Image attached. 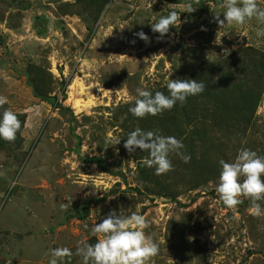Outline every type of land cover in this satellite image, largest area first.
Masks as SVG:
<instances>
[{"label": "rangeland", "instance_id": "rangeland-1", "mask_svg": "<svg viewBox=\"0 0 264 264\" xmlns=\"http://www.w3.org/2000/svg\"><path fill=\"white\" fill-rule=\"evenodd\" d=\"M183 2L0 0V112L21 123L15 141L0 140V264H48L52 248L93 244L111 211L145 217L159 248L148 264H264V216L215 191L221 159L264 156V37L255 20L220 29L221 0H194L191 14ZM169 11L180 21L161 38L151 23ZM177 78L204 91L157 116L129 112L137 88L167 95ZM137 127L182 141L190 161L173 154L172 171L155 175L146 152L123 146Z\"/></svg>", "mask_w": 264, "mask_h": 264}, {"label": "clouds", "instance_id": "clouds-1", "mask_svg": "<svg viewBox=\"0 0 264 264\" xmlns=\"http://www.w3.org/2000/svg\"><path fill=\"white\" fill-rule=\"evenodd\" d=\"M194 0H184L183 13H193ZM221 15L214 14V19L220 29L225 26L245 25L255 20L257 28L255 36L264 37V8L257 0H221ZM180 21V14L169 11L151 23V31L164 37L171 27ZM139 39L147 42L149 37L144 32L136 34ZM167 95L157 91L154 94L143 88L135 90L134 106L129 112L138 119L147 116H157L171 110L178 103L183 105L188 97L199 95L204 91L203 82L194 79H169L167 82ZM7 103L6 98L0 97V105ZM21 128L16 113L11 109L0 112V140L13 142ZM124 148L129 154L137 150L146 152L147 156L140 162L142 166L154 169L157 176L172 171L171 155L188 163L190 156L182 151L184 144L174 136H166L154 131H144L137 127L128 133L124 139ZM220 172L215 191L219 200L229 209H234L244 199L249 201L247 211L254 217L264 216V156L247 148L238 151L235 159L226 162L219 161ZM69 203L71 200L69 198ZM68 204H61V210H66ZM148 223L145 217L137 212L124 215L111 211L99 223L91 227L90 235L96 237L93 244L80 243L73 253L67 247H56L49 250L48 264H65V258L73 255L80 258V264H148L152 257L158 253V243L152 235L146 234Z\"/></svg>", "mask_w": 264, "mask_h": 264}, {"label": "trees", "instance_id": "trees-1", "mask_svg": "<svg viewBox=\"0 0 264 264\" xmlns=\"http://www.w3.org/2000/svg\"><path fill=\"white\" fill-rule=\"evenodd\" d=\"M229 77H230V79H229V81H227V82H230V83L232 84V88H233V80H234V78L231 77V75H229ZM258 94H259V93H258ZM258 94L256 95V99H255L254 105H255V103H257V101L259 100V97H260V96H259ZM207 96L211 97V95H209V94H207ZM248 102L250 103V106H251V105H252V104H251V100L248 101ZM228 103H230V102L228 101ZM245 112H248V113H249L250 111H249V109H245ZM236 122H237V121H236ZM238 122H240V123H236V125L241 124L242 122H244V123L246 122V123H247V120H246V118H244L243 121L241 120V121H238Z\"/></svg>", "mask_w": 264, "mask_h": 264}, {"label": "bare ground", "instance_id": "bare-ground-1", "mask_svg": "<svg viewBox=\"0 0 264 264\" xmlns=\"http://www.w3.org/2000/svg\"><path fill=\"white\" fill-rule=\"evenodd\" d=\"M75 103H76L77 106L79 105V102L78 101H76Z\"/></svg>", "mask_w": 264, "mask_h": 264}, {"label": "water", "instance_id": "water-1", "mask_svg": "<svg viewBox=\"0 0 264 264\" xmlns=\"http://www.w3.org/2000/svg\"><path fill=\"white\" fill-rule=\"evenodd\" d=\"M122 177H124L123 175H121Z\"/></svg>", "mask_w": 264, "mask_h": 264}]
</instances>
